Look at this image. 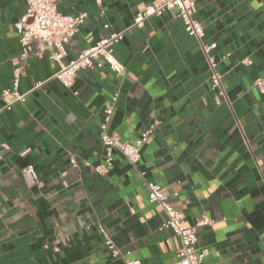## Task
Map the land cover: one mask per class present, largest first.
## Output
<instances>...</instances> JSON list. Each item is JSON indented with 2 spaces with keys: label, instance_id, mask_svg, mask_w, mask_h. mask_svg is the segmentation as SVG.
<instances>
[{
  "label": "crops",
  "instance_id": "obj_1",
  "mask_svg": "<svg viewBox=\"0 0 264 264\" xmlns=\"http://www.w3.org/2000/svg\"><path fill=\"white\" fill-rule=\"evenodd\" d=\"M155 1L58 0L64 14H88L64 62L125 30L115 50L125 72L82 69L68 88L55 77L58 61L20 58L15 23L26 0H0V107L12 104L0 112V146L8 145L0 148V264H177L180 239L161 227L166 215L144 179L168 193L184 225L212 220L198 227L205 264H264V94L255 83L264 80V0H194L222 87L177 8L133 26ZM21 65L26 98L14 101L4 90ZM116 92L108 131L122 144L160 123L136 166L116 150L110 171L99 173L101 124ZM28 164L35 185L23 174ZM101 228L124 259L111 255Z\"/></svg>",
  "mask_w": 264,
  "mask_h": 264
},
{
  "label": "built area",
  "instance_id": "obj_2",
  "mask_svg": "<svg viewBox=\"0 0 264 264\" xmlns=\"http://www.w3.org/2000/svg\"><path fill=\"white\" fill-rule=\"evenodd\" d=\"M27 8L24 17L15 23L19 34L21 44L20 58L25 62L31 54L38 58L48 56L56 60L61 67L56 72L58 78L66 87L72 88L77 74L82 69H95L107 65L117 73L125 72V65L118 60L116 56V46L123 39L125 30L120 32H111L103 35L95 44L85 48L78 56L64 62L67 54L66 44L79 31V27L85 22L87 12H80L78 15L64 14L58 10V0H26ZM178 9V16L182 19L186 32L195 37L207 55L209 69L213 86L222 87V73L217 69V61L211 56L210 51L216 46L206 44L203 41L205 36V26L195 15L194 0H157L149 5L143 11L135 15L133 26L143 27L145 22L152 16L162 15L166 10ZM109 27L108 24L105 25ZM50 52L46 54V50ZM246 64H252V60H244ZM24 74V65L14 69L12 86L4 90L5 95L14 97V101H24L26 94L19 91V85ZM259 90L264 94V80L259 78L255 81ZM118 101V92L114 94L111 101L104 110V121L101 124V142L104 150L103 162L95 167L99 173H107L112 168L114 162V152L119 150L127 160L136 166L141 159V146L150 138L160 121L155 120L142 135L134 142L122 144L121 137L116 133L108 131V124L111 120ZM12 104H6L0 107V112L4 109H11ZM2 146L8 148L7 144ZM0 146V148L2 147ZM74 166L77 162L71 159ZM23 174L30 185L39 182V177L33 164L26 165ZM143 175V173H141ZM144 184L148 190L149 200L156 202L163 210L166 217L161 227L170 229L176 234L181 243V249L178 254L177 264H205V257L209 254L208 248L198 249V227L210 223L208 218L200 219L194 226L183 224V213L175 208L170 201L169 195L163 190L160 184L144 179ZM101 231L105 238V244L111 255L115 258H125L122 251L114 240L107 234L104 228ZM126 264H141L137 258H125Z\"/></svg>",
  "mask_w": 264,
  "mask_h": 264
}]
</instances>
